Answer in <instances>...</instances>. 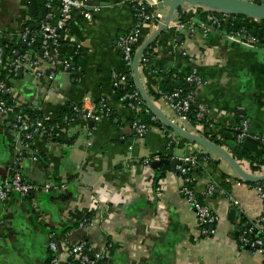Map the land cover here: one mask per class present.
I'll return each instance as SVG.
<instances>
[{"label": "crops", "instance_id": "0c3cea01", "mask_svg": "<svg viewBox=\"0 0 264 264\" xmlns=\"http://www.w3.org/2000/svg\"><path fill=\"white\" fill-rule=\"evenodd\" d=\"M31 2L0 0V45L22 42L23 34L33 28L30 25L39 26L44 5L54 19L59 16V0H37L34 11ZM99 6L91 20L74 14L61 32L60 44L49 48L53 58L30 47L28 54L38 61L35 68L25 64L18 73L0 65L4 96L18 107H28L42 119L71 115L62 139L36 136L32 148L22 150L15 113H0V186L10 187L16 166L28 181L65 185L0 199V264H49L51 231L67 242L87 239L95 249L108 252V264H263V254L240 245L236 237L242 217L254 225L264 218L260 185L241 178L218 152L172 129L150 124L143 134L135 130L134 112L116 91L112 72L128 70L119 37L134 28L138 12L119 1ZM159 10L160 19L143 26V41L165 23L169 7ZM203 11L195 15L192 28L176 33L167 25L158 35L150 64L146 70L139 66L142 83L147 92L148 84L161 89V72L170 91L168 84L179 80L174 73L185 75L196 69L204 81L195 87L196 97L207 105L208 121L214 126L208 131L219 139L213 142L244 170L262 175L263 146L249 139L237 141L235 130L246 119L253 135L264 143V35H259L261 45L248 48L217 28L205 32ZM243 21L264 29L256 19ZM54 58L69 59L72 67L62 69ZM102 97L112 107L109 116L87 119L73 109L77 104L90 107ZM153 101L181 128L204 136L163 98ZM186 155L196 157L191 173L196 195L220 217L208 235L201 234L196 209L183 193L180 163L153 167L157 160L182 161ZM232 209L236 213L231 218ZM86 216L92 224L80 225ZM60 256L64 261L63 252Z\"/></svg>", "mask_w": 264, "mask_h": 264}, {"label": "built area", "instance_id": "2783aa9c", "mask_svg": "<svg viewBox=\"0 0 264 264\" xmlns=\"http://www.w3.org/2000/svg\"><path fill=\"white\" fill-rule=\"evenodd\" d=\"M96 0H59V16L54 19V14H47L46 19L40 21L39 28L36 32L32 30L26 31L23 34V41L28 45L39 42L42 44V49L46 57L53 58V54L49 51V45L53 44L55 49L60 44L61 32L66 28L70 20L74 17L76 12L81 13L86 19L91 20L95 13L99 10L98 4H92ZM119 2L130 3L138 12V22L129 32L119 37V47L123 56V60L126 63L127 71H113L112 77L114 81V87L116 91L123 92L122 100L130 109H140V104L144 101L139 89L128 90L133 72L134 55L137 48L141 44L143 35V26L145 24L156 23L160 17L159 4L161 0H117ZM264 4V0H253ZM201 8V9H200ZM204 10V11H203ZM203 11L205 14L206 23H202L205 32L210 31L211 27L217 28L227 39L240 44L248 48H255L262 44L261 37L254 34L248 27V24H243L239 28L231 27L233 24V14L226 12H219L210 10L207 7L195 5H186L183 9L179 10V15L175 16L168 27L174 32L178 33L186 28H192L195 25L194 17ZM185 14L182 19L181 15ZM6 44V43H5ZM19 53V52H18ZM57 65L64 70L71 68V62L69 59H59ZM140 62L147 67L151 62V57L146 54H142ZM28 64L31 68H35L38 64L37 59L33 58L26 52L25 54L18 55L17 58L5 59V49L3 45H0V65L3 67L11 66L13 70H18ZM161 73V72H159ZM38 76L42 75V72L37 71ZM158 74V72H157ZM174 78H177L176 73L173 74ZM186 79L189 82L195 83L196 86L203 84L204 81L199 75L196 69L191 70ZM6 89V83L4 79L0 82V94ZM160 92V98H163L165 102L171 107V109L177 114V116L187 119L198 129L205 132L206 130L213 129V124L208 121V107L204 102H199L196 97V91L191 90L185 97H181V90L179 87L171 90L164 91L162 89L157 90ZM17 103H8L0 95V113L8 114L14 112L16 118V130L21 133L23 145L27 150L32 148V142L36 136L45 137L48 140H57L62 137L64 125L70 121V114L64 116L63 122H55L53 124L46 123L42 118L30 119L28 112L23 107H18ZM196 105V120H192L187 115V112ZM75 112H81L87 119L98 120L102 116H109L112 112V107L107 103L105 97H102L98 103L92 104L90 107H84L82 105H74ZM156 114V113H155ZM154 119H160L156 114ZM161 120V119H160ZM132 125L139 134H143L148 129L149 125L141 122L138 119H133ZM166 129V128H164ZM249 129V122L243 119L238 126L236 140L242 142L247 139ZM167 130V129H166ZM169 134L170 140H173ZM213 135V134H212ZM264 141V140H263ZM20 158L16 159V165L20 162ZM35 160H38V156H34ZM182 161L178 165V170L184 178L183 193L194 208L196 209L199 229L202 235H208L211 233L210 226L218 222L219 216L214 213L211 208L199 200L196 195L192 184V177L188 175V172L192 169V166L196 163V157L186 155L181 158ZM65 185L62 183L48 182L45 184H39L26 180L22 172L19 171V167H15L14 174L11 179L10 187L0 186V199L6 200L11 194H19L21 196H27L36 190H42L45 192H51L52 190H60ZM262 197H264V185L259 186ZM213 188H210L212 191ZM264 222V218L262 219ZM92 224V220L89 216L84 217L80 221V225L87 226ZM50 238V259L49 264H108V252L106 250H98L89 243L87 239H82L77 242H67L64 239H59L56 232H49ZM243 244L257 247L255 251H259L264 256V240L256 239L250 241L246 236V232L240 240ZM63 252L64 261L60 254Z\"/></svg>", "mask_w": 264, "mask_h": 264}, {"label": "water", "instance_id": "95a60500", "mask_svg": "<svg viewBox=\"0 0 264 264\" xmlns=\"http://www.w3.org/2000/svg\"><path fill=\"white\" fill-rule=\"evenodd\" d=\"M117 0H111L110 2H102L101 0H96L92 4H110V3H117ZM186 5L188 6H203L207 7L210 10L219 11V12H226L233 15H244L247 17H251L253 19H256L258 21H264V4L253 1V0H161V3L159 4V7H169V14L167 19L165 20V23L162 24L159 31L154 34L153 37L143 41L139 47L136 50V53L134 55V61H133V72H134V79L136 81L137 87L141 93V96L143 100L146 102V104L159 116V118L163 121V123L175 131L176 133L192 140L195 143L204 145L208 148V150L216 151L219 154H221L224 158H226L232 167L236 170V172L239 174V176L249 182H261L264 181V174L262 175H253L244 168L227 152L224 148H222L219 144L205 138L204 136L194 134L191 132H188L181 128L178 124L173 122L163 111L162 109L153 101V99L148 94L145 86L142 83L141 76H140V59L142 54L147 50V48L153 43V41L158 37V35L166 28V26L170 23V21L175 17L179 15V10L183 9ZM31 8L34 11L37 8V0H32L31 2ZM48 14V6L44 5L42 12H41V18L40 20L43 21L46 19V16ZM24 46H28L27 42H24ZM31 48L35 47V44H30ZM44 50L41 49L40 53L43 54ZM19 55V53H17ZM24 71V68L21 67L17 70L18 73H22ZM180 82L177 81L175 83H169L168 89L171 91L175 87H179ZM197 104H195L196 106ZM236 133L238 130H235ZM18 138L21 139V133H19ZM247 139L253 140L259 144H261L264 148V143L261 141V138H256L253 135V128L249 127L248 129V136ZM19 149H26V147L23 145L18 144ZM161 163H167L171 164L173 167L176 165V163H181L180 159L170 160L168 158H163L160 160H157L153 163V167H158ZM26 176H28L26 174ZM29 180V179H27ZM236 213V209L231 210V218L234 217Z\"/></svg>", "mask_w": 264, "mask_h": 264}, {"label": "trees", "instance_id": "16d2710c", "mask_svg": "<svg viewBox=\"0 0 264 264\" xmlns=\"http://www.w3.org/2000/svg\"><path fill=\"white\" fill-rule=\"evenodd\" d=\"M201 9V8H200ZM136 10V9H135ZM181 10V9H180ZM200 14V13H199ZM201 15H205L203 13H201ZM185 17V14H182L181 15V18L183 19ZM234 20H233V24L231 25V27H234V28H239L240 26H242L243 24H245V22L243 21L245 18H250V19H253L251 17H247V16H244V15H233ZM263 24H264V21H261ZM33 27L32 29H29V30H32V32H36L39 28V26H32L30 25L29 28ZM249 29L254 33V34H257V35H264V29H260L258 27H256L255 25L253 26H250L248 25ZM126 34V33H125ZM23 40V39H22ZM143 42V38L141 39V43ZM155 44V43H154ZM154 44H152L150 47L147 48V50L144 52V54L146 55H149L151 58H152V48L154 46ZM1 45L4 46V49H5V59H9L10 57L11 58H17L18 55L17 53L19 52L20 55L22 54H25L28 50H31L30 46H24V41L22 42H19L17 44H5V43H2ZM49 48L52 50L55 49V47L53 46V44H50L49 45ZM40 49H42V44H40L39 42H36L35 43V47L33 48L34 51H40ZM143 62H140V66H142V69L143 70H146L145 66L142 64ZM12 68V67H11ZM172 74L173 72L170 71L168 72L167 74ZM4 74H0V82L4 79ZM165 75L166 74H163V73H160L158 74V76L162 77L160 83H161V89L164 90V91H168L165 87ZM178 77L177 79H179L178 81L180 82V86H179V89L181 90V97H185L191 90H194L196 85L195 83H192V82H189L187 81L186 79V75H180L178 74ZM137 84H136V81L134 79V77L132 76V79L130 81V86L128 87V90H134V89H137ZM148 94L150 95L151 98L157 100L158 98H160V92H158L157 90H155L153 87H151L150 84H148ZM4 99L7 100L8 103H12L11 101V98L9 97V95H6L4 96V93L3 91L1 92L0 94ZM120 96H123V92L121 91ZM99 102V101H98ZM141 108L136 110V109H131L133 112H134V118L133 119H138L140 120L141 122L143 123H146L148 125L150 124H158L160 125L162 128H166L167 131L171 130L169 127H167L162 120L160 119H154L153 117L156 115L155 112L146 104L145 101H143L141 104H140ZM25 110L28 112L29 116H30V119L34 120V119H37L39 118V115H37V112L35 111H31L29 110L28 107L25 108ZM65 111V110H64ZM67 111V110H66ZM70 113L72 112V110L69 111ZM113 112V111H112ZM111 112V114H112ZM66 115V114H65ZM64 115V116H65ZM187 115L189 116L190 119L192 120H196V106L193 105L192 108L187 112ZM71 116V115H70ZM63 117L62 118H59L58 120H50V119H45L44 121L48 124H53L55 122H60L62 123L63 122ZM240 125V124H239ZM205 137L209 138L210 140L212 141H215L217 143H219V139L216 138V136L212 135L211 132H209L208 130H206L203 134ZM237 138V134L235 136ZM59 139H62L59 138ZM58 140V139H57ZM199 159L201 160L202 157H200L199 155ZM199 161V160H198ZM178 172L180 173V171L178 170ZM193 172V167L192 169L188 172V175H191V173ZM156 181H157V178H156ZM252 184H256V185H261L263 186L264 185V181H261V182H255V183H252ZM190 185L192 186V184L190 183ZM200 200V199H199ZM239 225V228H240V232L237 234V238L239 240V243L240 245L244 246L245 248H249L251 250H254L256 249L257 247L255 246H249L248 244H243L240 242L241 240V237L244 235V233L246 232V236L248 237V239L250 241H254L256 239H262L264 240V222L261 221L259 222V225H254L253 223H250L248 222V220L245 218V217H242L241 218V221L240 223L238 224ZM264 247V246H262ZM263 264H264V260H263Z\"/></svg>", "mask_w": 264, "mask_h": 264}]
</instances>
